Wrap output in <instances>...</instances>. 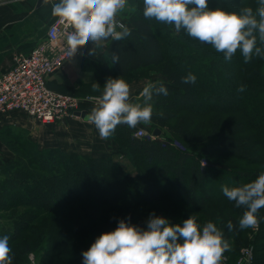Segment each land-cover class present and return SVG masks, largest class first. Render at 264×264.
Masks as SVG:
<instances>
[{"label":"trees","instance_id":"obj_1","mask_svg":"<svg viewBox=\"0 0 264 264\" xmlns=\"http://www.w3.org/2000/svg\"><path fill=\"white\" fill-rule=\"evenodd\" d=\"M128 2L133 9V12L128 14L131 35L122 41H113L112 38L108 41L102 51L103 54L93 63L99 79L107 81L108 78H123L139 70L160 68V74L165 80L157 85L163 84L167 88V95L161 93L154 94L152 97L153 115L150 122L155 126L153 130L165 126L167 120L173 117L177 105L195 106L197 104L199 94L194 91V86L197 83L202 84V87L205 88L204 91L209 94L208 83L211 82L213 76L219 78L220 86L223 85L229 92H232L231 94L227 92L220 99L218 97L220 95L217 93L221 89H212L217 95L213 98L209 95L208 99H213L214 106L219 110L225 108L231 110L241 106V108H245L243 110L245 112L247 110L245 105H240V100L236 101L233 97V94L240 93L238 91L240 83H244L245 91L243 93L248 91L251 97L249 102H253L249 106L251 117L254 122H257V125L263 123L262 126L259 125L261 133L258 132L259 140L256 145L259 144L264 151V116H262V112H264V76L260 74L262 57L253 55L251 61L245 63L241 52L237 58L227 61L223 55H214L210 51L208 53L201 52L206 43L190 37L184 29L177 32L174 31V25L159 22L154 18H145L143 0H128ZM217 7H221L227 12L237 13H240L241 9L245 7H251L255 12L259 7V0H226L220 5L218 3L209 5V9L212 10ZM155 28H158L160 32L163 31L164 38L158 36ZM257 46L264 48L259 40H257ZM113 52L119 54L120 59L117 63H112ZM168 54L171 55L169 60L166 59ZM209 61L210 63H208ZM228 63L232 65L228 66ZM199 66L204 70L199 71ZM238 68L239 73L236 71ZM234 69L236 70L234 71ZM189 73L197 76L196 84L182 82V78ZM198 76L202 77L204 85L199 81L201 78ZM240 77H243V81ZM137 103L143 105V97L140 96ZM240 127L241 124L227 123L219 129H212L208 140L204 141L199 133L187 131L185 127H181V122H178L176 126L170 128V132L184 142L186 150L180 152L174 150L169 143L161 142L158 137L152 139L146 136L135 139L132 137V132L129 133L126 130L129 140L121 146L126 150L135 151L139 161H142L140 166L137 165L134 153L129 155L130 158L126 157L129 162V159L132 161L130 163L135 170L134 174H129L123 168L121 169L120 163L113 158L114 156H109L106 159L90 157L81 159L73 154H61L60 163L55 165L47 163L50 172L41 175L33 172L28 173V171L19 168L3 171L0 176V209L8 211L9 202L6 197L10 195H14L19 204L24 207L32 205L26 210H20L17 215H14V218L12 215L8 216L7 219L12 222L9 225L12 226L13 231H8L6 227L1 226L0 237L9 236L10 247L12 243L15 244L23 238L21 232L28 230L31 226L30 223L41 216L43 212H61L71 203L84 202L85 199H89L92 204L97 206L105 203L110 205L118 203L121 207H117L119 212L114 217L108 216L104 220H100L96 226L94 223L88 222L85 223L86 225L81 224L76 215L65 216L62 219L57 217L46 224L48 226L45 225L44 229L52 230L49 235L55 231L54 239L58 241V246L65 240L64 233L58 230L62 228L59 227L61 223L59 221L65 225L63 231L68 228L73 235L68 245L56 254L57 258H52L56 262L55 264L60 262L67 264V258L72 261L71 264H80L82 252L88 249V245L102 233L113 231L120 219L130 218L132 224L145 228L150 213L154 212L157 216L166 217L171 222L177 209H181L184 213L181 214V220L185 217L195 216L201 226L208 221L216 223L222 230L224 238L231 245V250L225 252L226 256L237 259L242 246L247 243L246 246L253 248L252 264H264V218L259 221L260 225H258L256 233L249 236L247 229H239L238 222L244 212L242 207H236L235 202L229 201L222 191L224 186L237 187L233 184L235 181L223 183V174H221L220 177L217 175V180L221 179L222 181L217 182L218 184H215L214 188L212 185L206 184L209 169L212 168L211 174L213 171L216 173V170L220 173L226 172V169L224 170L218 165L216 167L209 165V159L214 153L226 154L238 160L259 162V158L254 155L252 150V140L238 137L235 134ZM193 150L195 151L193 152ZM200 157L207 163L205 166L199 163L202 160ZM41 160L47 162L52 161V158L44 156ZM187 161L193 163L188 172L184 169ZM228 175L237 179L243 178L245 180L243 185L251 182L246 173H235L233 169H230ZM113 184L116 185V190L111 196L106 195L109 194ZM164 200L169 202L165 208L156 206L152 212L147 210V206L152 203ZM184 208L188 212L183 211ZM229 221L233 225L232 230L228 228ZM43 224L40 223L42 228ZM178 224L183 225L181 222ZM41 232L31 228L32 239L26 240V242L31 241L26 249L21 252L15 250L12 253L15 264L22 262L31 249L39 248V245L41 247L43 242L47 243L48 238L42 239L47 237V234ZM248 236L249 238H247ZM51 245L49 242L47 249L50 248V252L47 251L49 255L46 256V261L53 257V251L55 252L57 248L56 245Z\"/></svg>","mask_w":264,"mask_h":264},{"label":"clouds","instance_id":"obj_2","mask_svg":"<svg viewBox=\"0 0 264 264\" xmlns=\"http://www.w3.org/2000/svg\"><path fill=\"white\" fill-rule=\"evenodd\" d=\"M126 4L127 0H58L52 4V16L72 29L66 33L67 55L75 56L89 41L96 45L108 38L122 41L129 37V28L117 19ZM143 5L145 18L174 25L177 32L184 29L190 37L223 53L226 61L238 49L245 63L253 55L264 57V48L257 46V40L264 45V0H259L255 12L245 7L240 13L227 12L221 7L209 9L208 0H143ZM119 59V54L113 52L112 63ZM195 81L192 73L182 78L185 84ZM92 90L99 92V84L94 83ZM238 91H245V86L241 85ZM161 93L167 95L163 84L149 82L140 93L143 105L130 103V85L122 78H108L102 94L89 97L95 106L86 119L96 127L101 139H108L118 125L135 128L141 122L150 123L152 97ZM222 191L236 207L245 209L238 222L239 229L256 227L257 213L264 208V173L242 186H224ZM228 228H233L231 221ZM9 239L7 235L0 237V264H12ZM230 250L222 230L212 221L201 226L195 216H190L182 226L172 225L168 218L153 212L146 228L132 224L130 218L120 219L113 231L99 235L82 252V264H221L224 253Z\"/></svg>","mask_w":264,"mask_h":264},{"label":"rangeland","instance_id":"obj_3","mask_svg":"<svg viewBox=\"0 0 264 264\" xmlns=\"http://www.w3.org/2000/svg\"><path fill=\"white\" fill-rule=\"evenodd\" d=\"M224 1L226 0H208V3L209 5L213 3H218V5H220V3H223ZM132 12H133V9L131 7V4L127 0L126 7L123 9V13H122L123 21L125 22L127 27L131 25L128 22V14ZM155 26L156 25L154 24V27ZM158 27L160 28L159 25ZM155 29L158 33V36L161 38H164L163 31L160 32L158 28H155ZM97 49H98V52H97L98 55L95 57V59H98L103 54L102 53L103 50L101 49L100 44H98ZM203 51L205 53H208L210 51V53L214 55H218V54L221 56L223 55V53L217 52L212 45L207 44V43L205 44V46L202 47L201 52ZM240 52L241 51L238 49L235 55L232 57V59L235 57L237 58ZM170 56L171 55L168 54L166 56V59L169 60ZM195 57L198 58L197 55H195ZM95 59L86 60L84 62L85 66L88 67V71L90 75L93 77L92 82L76 81L74 85H70L66 89H62L61 90L62 92H60L63 94H69L73 96L74 98L78 99V101L81 102L80 103L81 106L87 109L88 114L91 112V109L95 106V103H92L89 101L87 102L85 99L87 98L88 100H90L88 97L101 95L103 92V87L106 83V81H101L99 77L97 76V70L95 68V65L93 64ZM261 62H262V65L260 67V74L264 76V57L261 58ZM208 63H210V61ZM229 65L231 66L232 64L228 63V66ZM198 70L203 71L204 69H202L201 66H199ZM235 70L236 69H234V71ZM236 71L239 73L240 71L239 68ZM198 77L201 78V80L199 81L203 83L202 77L201 76H198ZM113 78H121V77H113ZM212 78L213 79L211 80V82L209 81L208 83V88L210 91L209 94H207L204 91L205 88L202 87V84L200 85V83H197V84L195 83L196 85L194 86V91L195 92L197 91L199 94L198 100L196 102L197 104H195V106L177 105L175 112L173 114V117L167 120V123L165 124V126H162L159 128L161 130V134L158 136V138L161 140V142L166 143V144L169 143L171 147H173L174 150L180 152L182 150L183 151L186 150L184 148V142H182L180 139L173 136L170 132V128L176 126L178 122H181V127H185L187 131L199 133V135L203 137L204 141L208 140L210 131H212V129H219L227 123H232L235 125L241 124V127L235 134L238 137L239 136L246 137L252 140V143H251L253 147L252 150H253L254 155H256L259 158V162L255 160L254 162L253 161L249 162V161L242 160V159L238 160L226 154L224 155L221 153H214L211 155V158L209 159L210 160L209 165L213 167H216L218 165L224 170L226 169L225 170L226 172L220 173V171L216 170V173L213 171V173L211 174V171H212V168H211L208 170L210 172L209 174L207 173V175L209 176H207L208 178L206 180V184L212 185L214 188L215 184H218L217 182L222 181L221 179L217 180V175L220 177V175L223 174L222 176L223 177L222 179L224 180L223 183H226V182L231 183L235 181L233 184H235V186H240V185H243V183H245V180L243 178L237 179V178H234L228 175L230 169H233L235 173L236 172L246 173L247 176H249L248 178H250L249 179L250 181L256 179L257 176L260 175L261 173H264V151L262 147L259 146V144L256 145V143H258V140H259V133H261L259 129V125L262 126L263 123L260 121L261 124L257 125V122H254V119L251 117L252 113L249 110V106L253 102L252 103L249 102V99L251 97L248 91L245 93L240 92L235 95L233 94V97L235 98L236 101L240 100V105L241 104L245 105L247 109L245 112L243 111L245 108L243 109L241 108V106H239L236 109H231V110H228L227 108H225L224 110L217 109V107L214 106L213 99L211 98L208 99L209 95H211L213 98L214 96L219 94L220 96L218 97L221 99L222 95H225L227 92L228 94H231L232 92H229L228 89L224 88L223 85H222L223 87L220 86L221 83L219 82L220 80L218 77L213 76ZM240 78L243 81V77H240ZM122 79H124L129 85L131 84L130 85V101H131L130 103H137L138 98L140 97V93L147 83L152 82L154 84H157L165 80L160 74V68H154L151 70H139L134 74H130L126 77H123ZM239 79H238V82H239ZM238 82L237 84L239 85ZM94 83L99 84L100 86L99 92H93L92 85ZM240 85L245 86L244 83H240ZM215 88H220L221 89L220 92L215 94V92H213ZM242 96L244 98L243 99L241 98L242 99L241 100L240 97ZM262 113H263L262 116H264V112ZM11 117L14 118V121L11 124V126H7L8 128L6 126L0 127V144H1L0 176L2 175L3 171L4 172L10 171L15 168L26 170L28 171V173L33 172L39 175L48 173L50 172V170L48 168L47 163L50 165L51 163L53 165L57 164L58 162L60 163L61 154H67V155L73 154L81 159H83V157H90V158H95V159H98V158L106 159V158H109V156L111 155V157L115 156L114 157L115 160L117 161L120 160L118 161V163L122 162V164H124L126 162L129 163V161H124V159H122V156H124V158L127 159V158H130L129 155L131 153H134L137 165L140 166V163H142V161H139L140 159L137 157V153L135 151H133L132 149L126 150L125 147L121 146L123 144L125 145L126 141L129 140L127 131L115 132L111 137H109L110 139L108 138V140L110 141L107 144L104 139L101 140L95 137L96 139H95L92 152L82 153L80 150L78 151L75 148H72V147H75L76 145H74V142H72L71 140L67 141L66 145H62L61 144L62 142L59 143L58 139L55 138L56 133L54 130L47 128V127H43L42 124H39L36 120L30 118L26 114L14 113L13 115H11ZM78 122L79 123L76 122L77 124L75 125L82 124L84 121L78 120ZM142 126L146 128L147 133H152L153 127H155L154 124H152L151 122L148 124L143 123ZM255 126H258V127L255 128ZM130 130L131 131H129V133H131L134 130V128ZM66 139H68V137ZM98 141H99V144L97 143ZM110 142L114 146H116L115 147L116 150L112 151L113 153L108 155V153L110 152H107L108 149H106V146H111L112 144ZM104 145H105V149L103 148ZM50 151H53V152H50ZM194 151L195 150H193V152ZM45 154H48V155H45ZM44 156L52 158V161L49 160L47 162H43L41 159ZM200 159L202 160H200L199 163H201L202 166H205L207 163L204 162V159L202 157H200ZM129 160L130 162H132L131 159ZM122 164H119V166H121V169L125 167V164L124 165ZM186 164L187 165H185L184 169L186 172H188L190 166L193 163L192 161H187ZM134 172L135 170H133V174ZM29 177L31 179V176ZM115 190H116V185L113 184V187L108 192L109 194H106V195L111 196ZM6 198H7V201L9 202V205H8L9 207H8V211H5L4 209H0V227L1 226L6 227L8 231H13V228H11L12 226H10L12 222H10V220H8L7 217L12 215L14 218V215H17L20 210H26L30 208L32 204L29 205L28 207H24L21 204H19L16 197H14V195L7 196ZM168 203L166 200H164L163 202L156 201V203H152L150 206H147V210L149 209L148 211L152 212L156 206L160 208H165V206H168ZM117 207H121V205H119L118 203H113L112 205L105 203L104 205L101 204L97 206L95 204H92L91 201H89V199H85L84 202L82 201L79 203L78 202L71 203L70 206L63 208L61 212L59 211L55 213L51 211L43 212L41 216H39L38 218H35L30 223L31 226L29 227L28 230H24L21 232L22 233L21 236L23 238H21L20 241H17L15 244L12 243V246H10L11 248L10 256L12 257V264H15L13 261V254H12L13 251L16 250V252H21L22 250H25L26 246L31 242V241L26 242V240L32 239L31 237L32 235L30 236V231L32 227L38 230L39 232L42 231L41 233H46L47 237H43L42 239L44 240V238L45 239L48 238V241H46L47 243L43 242L41 247L39 245V248L31 249L29 253L25 255L22 262L16 263V264H26L30 259L29 258L30 254H31V257L34 258L36 264H55L56 262H54V259L52 258H57L56 254H58V252H60L62 248L68 245L69 241L73 238V235H71L69 231L70 229L68 228L63 231V228L65 227V225L62 223V221H59L61 222L59 227H62V228L58 230L64 233L65 240L63 242H60V245L58 246L57 245L58 241L54 239L55 231H53L52 235H49V233L52 230L44 229V226L46 224H49L51 221L55 220V218L57 217L62 219L65 216H71V215L75 216L76 215V217L80 220L81 224L86 225L85 223L88 222V223H94L96 226L99 224L98 222H100V220H104L108 216L114 217V215H116V213L119 212V210H117L118 209ZM242 210L245 211L243 207H242ZM183 211L188 212L187 210H185V208ZM181 214L182 215L184 214L182 210L177 209V212L174 218L171 220L172 225L178 224L179 222L183 223L184 220L189 218V217L188 218L185 217V218H182L181 220V217H182ZM263 218H264V208H261L257 213L258 225H260L259 221H262ZM41 222L44 223L43 228L40 225ZM145 228H146V223H145ZM247 231H248L249 236L250 235L252 236L255 233L254 228H249L247 229ZM249 236L247 238H249ZM49 242L52 245H56L57 248L55 252L53 251L54 253L53 257H51L49 260L46 261V256L48 257L49 255L47 251L50 252V248L47 249V247L49 246ZM92 243H90L87 248H89ZM246 245L247 243L242 246L241 250L243 248H249V246H246ZM66 262L67 264L72 263V261H70V259L68 258ZM59 264H62V263L60 262ZM80 264H82V260Z\"/></svg>","mask_w":264,"mask_h":264},{"label":"built area","instance_id":"obj_4","mask_svg":"<svg viewBox=\"0 0 264 264\" xmlns=\"http://www.w3.org/2000/svg\"><path fill=\"white\" fill-rule=\"evenodd\" d=\"M123 11L117 19L123 21ZM126 25V24H125ZM70 25L61 24L54 18L48 25L45 38L28 53H14L13 64L9 71L0 76V119L14 112H21L44 126H54L68 118L80 119L77 112L87 111L81 102L69 94L52 91L47 79L62 71L66 64L79 56V49L73 57L66 53V33ZM119 31V29H117ZM89 98V97H88ZM87 102L95 103L85 99ZM143 122L132 131L135 139L150 137ZM149 134V135H148ZM256 227L254 231L256 233ZM253 248H243L235 264H252ZM26 264H36L33 257Z\"/></svg>","mask_w":264,"mask_h":264},{"label":"crops","instance_id":"obj_5","mask_svg":"<svg viewBox=\"0 0 264 264\" xmlns=\"http://www.w3.org/2000/svg\"><path fill=\"white\" fill-rule=\"evenodd\" d=\"M38 2L39 0L0 1V76L9 71L13 64L12 55L14 53H28L45 38L48 25L55 18L51 14L52 4L57 3L58 0H48L47 3H45V0H43L42 3ZM128 28L130 29L131 26L129 25ZM173 28L174 31H176L174 26ZM110 39L111 38L101 40L96 45L89 41L86 45L79 48V56L68 62L62 71L53 74L47 79L46 83L49 89L56 92H62V89H66L68 86L74 85L76 81L92 82L93 77L90 75L88 67L85 66L84 62L86 60H94L98 55V44H100L101 49L104 50ZM90 50H93V54H90ZM14 113H11V115ZM11 115L0 119V127L11 126L14 121V118H12ZM78 120H83L84 122L82 124L75 125L79 123ZM42 126L54 130L56 133L55 138L58 139L59 143L62 142V145H66L69 140L74 142V145L76 146L72 148H75L78 151L80 150L82 153L92 152L96 139L95 137L101 139L96 127L84 118H68V120L55 124L54 126ZM130 129L133 128H129L127 125L121 124L116 127L115 131H131ZM67 137L68 139H66ZM104 140L106 141V144L110 141L108 139ZM97 143L99 144V141ZM105 145L103 146L104 149ZM115 147L116 146L113 144L111 146H106V149H108L107 152H110L108 155L112 154V151L116 150ZM122 159H124V161H128L124 158V156H122ZM120 164H122V162ZM124 164V171L129 174H133L134 169L131 163L126 162ZM235 259L224 254V259L221 264H235L237 262H235Z\"/></svg>","mask_w":264,"mask_h":264},{"label":"water","instance_id":"obj_6","mask_svg":"<svg viewBox=\"0 0 264 264\" xmlns=\"http://www.w3.org/2000/svg\"><path fill=\"white\" fill-rule=\"evenodd\" d=\"M0 1L7 2V0H0ZM42 2H43V0H39L38 3H42ZM77 115L80 116V118H84L85 120H87V119H86V117H87V115H88L87 111L84 110V111H82L81 113H80V112H77ZM160 134H161V130H160L159 128H155V129L153 130V134H152V136L158 137Z\"/></svg>","mask_w":264,"mask_h":264}]
</instances>
